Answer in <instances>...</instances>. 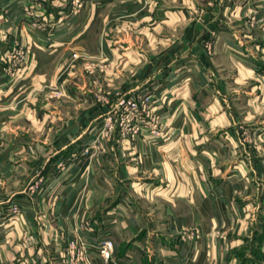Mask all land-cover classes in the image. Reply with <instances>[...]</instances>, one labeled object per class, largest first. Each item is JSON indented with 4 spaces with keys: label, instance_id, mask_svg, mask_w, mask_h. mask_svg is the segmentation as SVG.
<instances>
[{
    "label": "crops",
    "instance_id": "0c3cea01",
    "mask_svg": "<svg viewBox=\"0 0 264 264\" xmlns=\"http://www.w3.org/2000/svg\"><path fill=\"white\" fill-rule=\"evenodd\" d=\"M141 93L160 133L116 123ZM6 136L34 219L0 264H264V0H0ZM38 153L55 190L34 214Z\"/></svg>",
    "mask_w": 264,
    "mask_h": 264
},
{
    "label": "rangeland",
    "instance_id": "374dc122",
    "mask_svg": "<svg viewBox=\"0 0 264 264\" xmlns=\"http://www.w3.org/2000/svg\"><path fill=\"white\" fill-rule=\"evenodd\" d=\"M17 52L15 53V57L13 58V64L15 67H19L21 66V64L23 63V61L25 60V56L26 53L22 52L20 50H16ZM22 54L24 55V58H22ZM12 74V72H10ZM146 94V95H152V94H147V93H141V95ZM140 94L135 95L136 97H139ZM131 97V96H130ZM129 98V97H127ZM152 101L154 102V97H152ZM147 105L146 110L148 109L149 112V116L148 113L146 111H142L143 113H141V115H138L136 118H130L128 115V112L126 110H124V107H120V112H119V116L118 119H116V123L118 122L121 126L123 123V126L126 127L127 132H129V134L131 133V135H135L134 132L135 129L139 128V130H141L143 127L145 128H157L155 125H159L160 127H158V130L160 133V128L161 125L158 122L156 124V120L154 119V113H153V107L151 108V106ZM149 119L148 122H151L150 125H146L144 122V120ZM153 120V122H152ZM115 126V125H114ZM113 126V127H114ZM122 126V127H123ZM111 127V128H113ZM10 143H11V139L9 137H5V138H1L0 137V240L5 239L8 240L11 237L10 234V228L12 226V222H15L14 225L16 224L17 226V231H21L22 228H24L26 226V223L29 222L32 219H34V217H27V214L25 215V210L27 209L25 206V203L21 200L22 197H20V200H16L15 196L16 193L15 191V186L12 187L11 185V178L13 176H15L17 174V172H15L13 169L10 168V163L11 161H13L11 159V155H10ZM35 158H36V162H37V166L36 168H34L31 172H28L26 170H24V168L20 169L18 174H19V178H25L27 174L28 177L31 179L33 185L30 186V190L32 193H34V202L31 203L32 204V210L34 211V214L36 212H39L41 208H39L38 206V196L42 195V193L44 191H50L51 193L55 190V189H49V184L47 183V185L44 183L45 181L48 179V177H51V175L46 174L45 169L47 168V157L38 153L35 154ZM1 166L3 168H1ZM58 170L57 172L60 170L61 172L66 171L68 173L67 176L72 177L73 173H72V168L68 170L69 166L64 162V161H60L58 162V164H56ZM27 189H29V187L27 188L26 186H19V193H26ZM23 191V192H21ZM13 195V197H12ZM21 195V194H20ZM38 201V202H37ZM40 215V214H39ZM38 215V216H39ZM35 219H39L38 217ZM41 219V218H40ZM18 240L19 241H23L25 239L26 242L33 244L34 242L37 241V234L34 232L30 233L29 235H27L25 237V233H20V235H18ZM105 239H111L113 240L111 237H109L108 235H106L104 237V239L101 241L100 246H99V253H100V247L101 244L103 243V241ZM114 242V240H113ZM76 242H71L69 245V250H70V254L74 255V257H76L78 260L83 261L85 259V253L84 252H80V250H83V248H80L82 246L75 244ZM114 250H115V243H114V249L112 252V256L109 260H106L104 258V260L106 261H110L113 259V254H114ZM101 255V254H100ZM73 257V256H72Z\"/></svg>",
    "mask_w": 264,
    "mask_h": 264
},
{
    "label": "built area",
    "instance_id": "2783aa9c",
    "mask_svg": "<svg viewBox=\"0 0 264 264\" xmlns=\"http://www.w3.org/2000/svg\"><path fill=\"white\" fill-rule=\"evenodd\" d=\"M22 58H24V55L22 54ZM152 102V95H139V97L131 96L129 98L122 99L121 101V107H124V110L128 112L129 117L136 118L138 115H141L144 111L148 113V109L146 110L147 105L150 106V103ZM148 106V107H149ZM143 111V112H142ZM148 118L144 120L145 124L148 126L151 124V122H148ZM123 126V123H121ZM113 127V126H110ZM124 129H126L125 126H123ZM139 128L135 129L134 132H137ZM114 249V242L111 239H105L100 247V254L103 256L106 260H109L112 256V252Z\"/></svg>",
    "mask_w": 264,
    "mask_h": 264
}]
</instances>
